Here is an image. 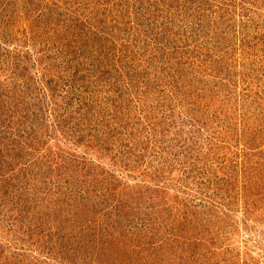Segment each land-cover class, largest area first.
Instances as JSON below:
<instances>
[{
    "label": "rangeland",
    "instance_id": "rangeland-1",
    "mask_svg": "<svg viewBox=\"0 0 264 264\" xmlns=\"http://www.w3.org/2000/svg\"><path fill=\"white\" fill-rule=\"evenodd\" d=\"M87 1L91 0H81L83 5L76 7L64 0H0V83L10 90L7 94L0 90V98L19 110L12 130L6 132H20L22 124L34 126L43 143L31 151L33 144L21 150L19 140L17 148L15 140L13 147L0 141V263L23 250L44 264H71L66 260L76 261L96 241L103 264H264V0H238L246 2V8L234 12L235 18H226L230 28L218 36L223 46L212 53L216 56L212 60L219 63L217 71L208 70L212 76L205 77L189 62H176L172 80L166 76L157 83L154 79L162 72L153 71L154 85L146 87L143 81L139 89L132 86L121 94V108L112 118L126 126L125 134L110 138L112 149L130 145L121 154L124 160L139 151L138 172L141 166L148 169L147 162L161 167L144 180L134 177L137 171L129 174L130 166L115 171L120 182L113 188L115 195L126 186L137 187L121 197L126 204L119 225L123 237L102 234L103 227L116 220L108 217L115 211L116 196L105 194L95 175L96 167L112 171L93 146L96 134L106 138L96 129L102 117L96 113L83 132L59 122L50 108L65 94L59 87L73 91L70 78L84 79L91 55L112 44L107 32L97 42L93 29L97 22L109 31L128 30L116 22L117 15L105 18L104 9L97 16L96 0L86 5ZM166 1L170 7L176 4ZM218 1L223 2L213 0ZM26 2H33L29 15ZM61 4L74 13L65 14ZM156 9L141 10L142 27L159 20ZM243 15L257 18L252 29L246 27L251 20ZM212 17L216 19L212 26L221 25L218 15ZM244 34L247 39L242 42ZM67 41L71 46H65ZM227 67L230 71L221 70ZM174 84L182 88L175 95ZM54 87L61 93L54 94ZM168 94L172 101L166 104L163 98ZM38 109H46L49 126L26 115L40 113ZM2 115L0 132L7 125V115ZM137 134L140 142L135 146ZM210 138L216 142L207 145ZM20 163L29 167L27 176ZM155 180L159 189L145 192ZM74 182L80 185L67 187ZM138 192L143 197L136 198ZM71 193L78 202L72 217L71 210L66 214L73 204ZM15 203L21 204L16 213ZM60 215L68 220L61 222ZM87 264H93L92 259Z\"/></svg>",
    "mask_w": 264,
    "mask_h": 264
},
{
    "label": "trees",
    "instance_id": "trees-1",
    "mask_svg": "<svg viewBox=\"0 0 264 264\" xmlns=\"http://www.w3.org/2000/svg\"><path fill=\"white\" fill-rule=\"evenodd\" d=\"M109 1L96 0V7L98 8V10L96 11L97 16L98 14L99 17L100 15H103L102 10L104 9V13H106L104 14L105 18H108L109 16L115 18V16L117 15L116 22L119 23L121 21L123 24H126L127 26H129L128 30L125 33L123 30H115V28L109 31L104 29L103 26L97 22L96 27L93 28L94 36H96L95 38L97 39V42H101L103 40L101 37L102 34L104 32H107L111 37L110 41L112 44H110V47H101L99 51H96L97 54L95 56L91 55V61L93 62H90L89 72L87 73V75H84V79L82 76L79 78H70L69 83H71V87L73 88V91L71 92L73 93L66 91V89H64L65 87H59L63 92H65V94L59 100L56 99V101L54 102L55 107L52 106L50 108H52V110L56 112V117L58 118L59 122L71 126L70 129L77 127V129L82 130L83 132L87 131L86 128H90L87 122L89 120H93L96 116V113L100 114V117H102L100 119V123L98 124V126H96V129L102 131V133L105 134L103 138H106H104V140L101 139L100 133L97 132L98 134H96L95 137H98V140L96 142L99 143L100 146H98L97 143L93 144V146L98 149L99 159L108 160L110 162L109 168H111L112 171L105 170V168L96 167L98 172L95 175L96 177L100 178V180H102L101 184L105 189V194H107L108 196H116V202L114 200V203L116 205L115 211L108 216L116 217V220L111 227H103L102 234H108L112 237H116L119 235L123 237L125 233L124 228L119 225H121L124 220V217H122V212L125 211L124 207L126 206V204H124L121 197L124 194L129 196L131 190L134 191L137 187L130 188L129 186H126L127 188H123V191L120 194L115 195L113 188L116 189L117 185H119L120 183L116 180L117 178L115 171L123 166H130L131 169L129 170V174L131 173L130 171H134L135 173L137 171L134 177L140 180H144V178L146 177L147 179L151 178L149 177L150 171L153 174L157 173V170L160 172L161 167H159L158 165L149 164V162H147L146 166L149 165L148 169L144 170L143 166H141L142 171L138 172V168L140 167L139 164L141 165L142 159V157L139 156V151L137 152V154H129L128 160H124L125 158L122 159L123 156L121 154H125L123 152H125L127 147H131L130 145L122 146L117 150L112 149V146L114 144L111 143L112 140H110V138L116 139L118 136H121L122 133L125 134L124 130L126 126L122 123H119L118 121H114L112 118L113 114H115V111L120 110L121 108L120 102L122 95L126 93L132 86L136 89H139L143 81H145L146 87H151V85H154L155 83L151 84L154 78L151 77V73L153 71H156L157 73L159 71L162 72V74L159 75L157 79H154V81H156L157 83H159V81L164 79V77L166 76H170L172 80L175 74L171 70V68L176 62H179V64L182 63L183 65H187V62H189V64L193 67H196L200 71V73L205 74V77L212 76L210 74V71H217L219 67H217L219 63L212 60L216 57L212 53L217 52L218 49L223 46L221 43L217 42V40H220L218 36H224L230 28V22L225 23V20L229 17L235 18V15H233V13L238 9L245 10L244 7L246 8L247 4L246 2H244L245 4H240L238 0H223V2H215L216 4H214L213 0H175L176 4L173 7H170L166 0H147V2L150 3L148 5L143 4V1L140 0ZM64 2H70L71 4H73V6L76 7H78L79 5H83L81 0H64ZM90 2L87 1L86 5ZM27 3L28 2H26L28 10H25V14L29 15L33 2L28 4ZM161 3H164L163 6H161L162 13L159 12ZM154 6H157L155 14H158L159 20H156L157 22L155 24H149V26L147 27H142L141 19L139 20L141 10L145 9L146 11L147 8L152 9ZM60 7L65 8V14H68V12L74 13L72 7L69 8L70 6H66V4H61ZM126 13L128 14V17ZM212 15H218L221 25L217 27L212 26V20H216L215 18L213 19ZM243 17L246 20H251V22L247 23V28L250 27L252 29V26H254L256 21H258L256 17L250 18L249 15H243ZM133 18H135V20H133ZM94 19H96V17H94ZM225 24L229 26L225 27ZM65 26L67 27V25ZM72 31V27L67 28L68 34H70V32ZM186 32H188V37L186 35ZM259 33L260 32H258L257 35H259L258 37L260 39L262 34ZM245 39H247V34L243 35L242 42L243 40L245 41ZM67 43L68 44L65 45L66 47L71 46V44H69V41H67ZM80 49L82 48L77 49V51L81 52ZM130 51L133 52L132 56L129 54ZM139 51H141L143 55H141ZM229 69L231 68H221L222 71H228ZM67 81L69 80L67 79ZM77 82H79L80 84H78ZM0 90L5 92L6 94L8 91H10L9 88H6V86L4 88L3 85L0 86ZM181 90L182 88H179V86H175L174 84V95L180 93ZM52 91H54V94L61 93V91H59L58 88L56 90L55 87ZM163 99L167 104V102L172 101V96L168 94ZM0 100L4 104L2 105L0 101V114L2 115L3 113H5L7 115L4 120V123H7V125H4L5 131L0 132L1 143H3L4 141L8 145H11L13 147L12 142H14L15 140V148H17L16 140H19V147H21V150L25 149V144L31 146L33 144L31 151L39 150L38 148L43 145V143L41 142L42 134H40L38 130H35L34 126L28 128L26 126L27 124H22V131L15 134H7L6 130L9 131L12 130L11 128H13L11 121L15 116L16 122V113H19V110L18 108H16V104L14 109V106H12L11 103L7 104V102H4L2 98H0ZM38 110L41 112H31L32 114L27 113L26 115H29V118L30 116H32L33 120L34 118L36 120H42L41 123L48 125V118L44 113L46 109ZM161 110L165 111L164 109ZM34 111L36 112V110ZM1 115L0 117L3 116ZM41 126L43 125H40V127ZM0 128L2 129L3 127ZM225 129L228 130V127H226ZM135 136L136 138L134 139V141L137 140L135 146H138V143L140 142V136L138 137V134ZM90 139L93 140V137L90 136ZM206 140L207 145L211 144L212 142H216L215 138ZM34 146H36V148H33ZM30 149L31 147L27 146L26 151H30ZM109 149L111 150L110 153H108L107 151ZM54 155L57 156V154ZM49 157H51V155H49ZM59 157L61 159L63 158L64 160H66L67 158L63 155ZM39 162L42 164V161ZM61 163L62 162H60L58 165H60ZM90 166H93L92 162ZM20 167H22V173L27 176L30 171L29 167L21 163ZM21 184L25 185L24 183ZM71 184L72 185L67 184V187L69 186V188L74 189V186L80 185V182H74ZM159 185L160 183L155 180V184L151 186V188H146L145 192H156V190L159 189ZM152 187L155 188L153 189ZM61 189L62 188H60V191ZM139 191L142 192L143 188H141ZM135 193L136 192H134L133 195ZM71 195H73V200L71 201L73 202V204L71 205V208H66V214H69L71 210L70 215L72 217V215L75 214V209L78 207V202L75 200L76 195L72 193ZM141 197H143V195L138 192L136 194V198ZM15 204L16 206L14 211L16 213L17 210L21 208V204ZM83 215L84 214H82L81 216ZM194 215L195 217L198 216L197 214ZM67 220V218L64 219V216L60 215L61 222H66ZM112 237H110L111 240L113 239ZM102 244L104 246L103 242ZM1 246L3 247V245ZM90 246V249L87 250V253L90 252V255H87V253H83V255L78 257L79 259L77 258L76 261L73 259L66 261H71V264H87V261L92 259L93 264L105 263V260L100 259L101 253L99 252V249L95 250L96 241L91 242ZM18 251L17 254L15 253L11 256L9 261L0 264L47 263L41 262V260L37 258H31V256H28L25 252H23V250L21 252ZM58 253L59 252H57L56 254L58 255ZM108 264H112V262L108 261Z\"/></svg>",
    "mask_w": 264,
    "mask_h": 264
}]
</instances>
